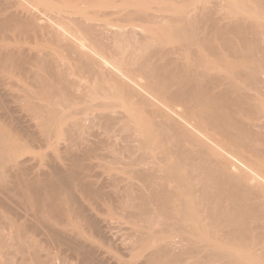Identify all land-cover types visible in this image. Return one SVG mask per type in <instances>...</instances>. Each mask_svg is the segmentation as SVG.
<instances>
[{"label":"bare ground","instance_id":"bare-ground-1","mask_svg":"<svg viewBox=\"0 0 264 264\" xmlns=\"http://www.w3.org/2000/svg\"><path fill=\"white\" fill-rule=\"evenodd\" d=\"M47 1L0 0V264H264V0Z\"/></svg>","mask_w":264,"mask_h":264},{"label":"rangeland","instance_id":"rangeland-1","mask_svg":"<svg viewBox=\"0 0 264 264\" xmlns=\"http://www.w3.org/2000/svg\"><path fill=\"white\" fill-rule=\"evenodd\" d=\"M34 1H36V0H34ZM37 1H38V0H37ZM40 1L42 2V0H40ZM48 1H49V0H48ZM48 1H47V2H48ZM50 1L56 4V5L53 4L54 6H56V7H58V6H59V7H62V4L59 3V2L56 3V1H54V0H50ZM42 3H43V2H42ZM44 3H45V4H50V3H46L45 1H44ZM58 4H59V5H58ZM68 4H69V6H70V4H72V3H70L69 1H67V3L65 2V4H64L65 6L63 5L64 8H69ZM57 5H58V6H57ZM60 5H61V6H60ZM51 6H52V3H51ZM66 6H68V7H66ZM141 33H142V34L137 35V38H138V37L140 38V36L142 37V35H143L145 32H141ZM143 36H144V35H143ZM171 45H173V44H169V46H171ZM27 46H31V47H33L34 44H33V43H32V44H31V43L28 44V43H27ZM130 50H131V49H129V50H127V51L130 52ZM129 52H128V54H129ZM188 57H189V55H187V57L185 56L186 59H189ZM241 64H242V66H244V64H243L242 62H241ZM241 68H242V67L240 66L238 69H241ZM219 71H220V70H219ZM220 72H221V74L225 73V71H222V70H221ZM82 81H86V80L83 79ZM19 83H20V82H19ZM245 87H246V88H245ZM247 88H248L247 86H244V89H245L244 91H248V92H246V94L248 93V95H249V94H250L249 92H250L251 90H250V88H249V89H247ZM249 90H250V91H249ZM118 91H119V90H118ZM125 99H126V101H127V98H125ZM135 99H136V98H133V99L128 98V101H129V103H134V102L136 101ZM123 100H124V99H123ZM123 100H121V103H120L121 106H119V108H118V107H117V108H112V109H110V110H108V109H103V110H101V108H96V111H98V112H99V111H101V112L103 111L104 113H105L106 111H107V113H108V111H109V114H108V115H111V114H112V115H115V114H116L115 112L118 113V114H116V115H122V113H123V115H124V114L127 113V110H126V109H127V102H126V101H123ZM133 101H134V102H133ZM95 103H96V102H95ZM211 104H212V103H211ZM211 104H209V106H211ZM77 106H78V107H77ZM82 106H83V105H76L75 107H76V108H80V107L82 108ZM140 106H141V105H140ZM140 106H139V104H138V105H137V104H136V105H133L134 108L136 107V110L142 107V106H141V107H140ZM120 107H121V108H120ZM137 107H139V108H137ZM142 108H143V107H142ZM142 108L138 111L137 115H138L139 118L144 119V118L148 117L147 114L149 115V113H145V112H147V111L144 110V109H142ZM121 110H123V111H121ZM140 111H141V112H140ZM144 111H145V112H144ZM143 112H144V113H143ZM104 113H103V114H104ZM107 113H106V114H107ZM120 113H121V114H120ZM143 116H144V117H143ZM210 134H212L211 136H213V138H215V139H218L219 137L221 138V136H220L221 134H220V132H219L218 129H214V130H212V131L210 132ZM211 136L209 135L208 137H211ZM58 142H59V141H58ZM224 142H225V143L227 142L226 139H223V141L220 142V143H221V144H224ZM54 145H56V143H55ZM229 147H230L231 149L236 150V147H234V146H229ZM44 150H45V149H44ZM44 150H42V151H44ZM170 150H171V149H170ZM172 150H174V149H172ZM27 152H29L28 154H31L32 152H34V150H33V151H29V150H28ZM35 152H37V151H35ZM170 153H171V154H169L168 159H169V160L171 161V163H172V162L175 161L174 159L177 160V158H176L177 155L175 154V155H176V157H175V155H174L175 151H174V153H173V151H170ZM172 153H173V155H172ZM157 163L162 164V162H161L160 160H159V161L157 160ZM183 169H184V170L181 169V171H182V172H185V168H183ZM21 222H22V220H21ZM173 233H174V231H173ZM114 250H115V249H114ZM116 251H118V249H116ZM119 251H120V250H119ZM119 251H118V253H119ZM120 253H122V252H120ZM114 255H116V256H118V257H122L124 254L122 253V256H120L121 254L117 255V253L115 254V251H114ZM124 258H125V257H124ZM124 258L122 257L121 259L125 260ZM64 261H65V260H64ZM58 262H59L60 264H64V263H65V262H64V263H61L60 261H58ZM66 262H67V261H66ZM73 262H74V261H71V260H70V261H68V264H73ZM59 263H56V264H59ZM65 264H66V263H65Z\"/></svg>","mask_w":264,"mask_h":264}]
</instances>
